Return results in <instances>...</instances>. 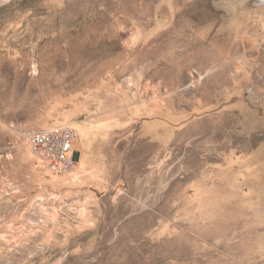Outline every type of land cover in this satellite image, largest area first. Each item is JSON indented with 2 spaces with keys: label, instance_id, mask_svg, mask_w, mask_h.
Segmentation results:
<instances>
[{
  "label": "rangeland",
  "instance_id": "1",
  "mask_svg": "<svg viewBox=\"0 0 264 264\" xmlns=\"http://www.w3.org/2000/svg\"><path fill=\"white\" fill-rule=\"evenodd\" d=\"M154 1L0 3V264H264V0Z\"/></svg>",
  "mask_w": 264,
  "mask_h": 264
},
{
  "label": "built area",
  "instance_id": "2",
  "mask_svg": "<svg viewBox=\"0 0 264 264\" xmlns=\"http://www.w3.org/2000/svg\"><path fill=\"white\" fill-rule=\"evenodd\" d=\"M28 150L54 175H70L76 167V131L69 125L24 133Z\"/></svg>",
  "mask_w": 264,
  "mask_h": 264
},
{
  "label": "crops",
  "instance_id": "3",
  "mask_svg": "<svg viewBox=\"0 0 264 264\" xmlns=\"http://www.w3.org/2000/svg\"><path fill=\"white\" fill-rule=\"evenodd\" d=\"M156 1H154V7H157L160 10L158 16H160L161 18L168 16V18L166 19L167 22H170L172 20L175 21L176 20L175 16L182 18L184 9L192 7V5L194 4L196 5V2H199V0H156ZM155 3H157V5ZM165 8L167 9V11L165 10ZM79 158L80 157L78 156V160Z\"/></svg>",
  "mask_w": 264,
  "mask_h": 264
},
{
  "label": "bare ground",
  "instance_id": "4",
  "mask_svg": "<svg viewBox=\"0 0 264 264\" xmlns=\"http://www.w3.org/2000/svg\"><path fill=\"white\" fill-rule=\"evenodd\" d=\"M8 1H10V0H0V3L2 4V3H5V2H8ZM72 127V126H71ZM76 164H77V162H76ZM74 173V172H73ZM72 173V174H73Z\"/></svg>",
  "mask_w": 264,
  "mask_h": 264
}]
</instances>
